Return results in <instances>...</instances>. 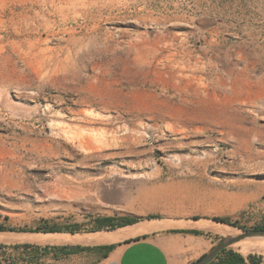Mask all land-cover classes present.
<instances>
[{
	"label": "rangeland",
	"instance_id": "rangeland-1",
	"mask_svg": "<svg viewBox=\"0 0 264 264\" xmlns=\"http://www.w3.org/2000/svg\"><path fill=\"white\" fill-rule=\"evenodd\" d=\"M170 172L264 180V0H0L4 227L111 229L123 175ZM65 246L0 244V264Z\"/></svg>",
	"mask_w": 264,
	"mask_h": 264
},
{
	"label": "crops",
	"instance_id": "crops-1",
	"mask_svg": "<svg viewBox=\"0 0 264 264\" xmlns=\"http://www.w3.org/2000/svg\"><path fill=\"white\" fill-rule=\"evenodd\" d=\"M123 177V181L132 182L123 184V194H112L102 202L116 207L117 212L123 213L119 216L139 220L113 229H95L78 234L88 242L75 246H112L105 256V249L91 250L56 258V263L192 264L223 240L240 234L238 227L219 224L213 218H225L232 222L249 207L255 213L264 214V180L217 182L207 172L149 174L145 177L150 181L148 183L143 182L146 181L143 174ZM97 216L109 215L102 212ZM6 221L9 217L0 214V225L4 226ZM32 235L28 232L0 231V244L23 245L29 243L25 238ZM225 250L238 253L245 260L249 255L255 256L260 264H264V237L246 238Z\"/></svg>",
	"mask_w": 264,
	"mask_h": 264
},
{
	"label": "trees",
	"instance_id": "trees-1",
	"mask_svg": "<svg viewBox=\"0 0 264 264\" xmlns=\"http://www.w3.org/2000/svg\"><path fill=\"white\" fill-rule=\"evenodd\" d=\"M149 219L153 218L152 216L148 217ZM139 220V218H123L121 219V223L114 225L113 221L114 219L112 218H105L102 220H97L98 222V228H102L105 226H108L109 228L113 229L116 227H121L123 225H128L131 223H135ZM213 221L217 223H223V224H228L232 225L234 227H238L240 229H245L244 227H239L237 225V222H231L228 219L225 218H213ZM252 230H264V223L262 225H257L251 228ZM0 231H16V232H30V233H61V232H67V233H75L78 231L77 228H71V227H63V228H57L54 226H48L45 221H43L41 224L34 228H6L4 226L0 225ZM17 248V247H15ZM27 248H30L29 246H24L23 249L26 250ZM103 256L106 255V253L112 249V246L105 247V248H88V247H79V246H65V247H56L53 249H43L41 251V255H47L51 253L53 257L58 258V257H66L69 255H74L82 252H88L91 250H104ZM31 255L35 257L40 251L38 250L37 247L31 248ZM247 261V262H246ZM259 259L256 258L255 256L249 255L246 260L239 255L238 253H234L233 251H228V250H222L213 261H211L209 264H260Z\"/></svg>",
	"mask_w": 264,
	"mask_h": 264
},
{
	"label": "water",
	"instance_id": "water-1",
	"mask_svg": "<svg viewBox=\"0 0 264 264\" xmlns=\"http://www.w3.org/2000/svg\"><path fill=\"white\" fill-rule=\"evenodd\" d=\"M219 224H222V223H219ZM238 230L240 231V234L238 236L223 240L217 246H215L211 252H209L208 254H205L204 256H202L200 259H198L192 264H209L211 261L215 259V257L222 250L226 249L228 246H230L231 244L237 241H241L243 239L255 237V236L264 237V230H245V229H240V228H238Z\"/></svg>",
	"mask_w": 264,
	"mask_h": 264
},
{
	"label": "bare ground",
	"instance_id": "bare-ground-1",
	"mask_svg": "<svg viewBox=\"0 0 264 264\" xmlns=\"http://www.w3.org/2000/svg\"><path fill=\"white\" fill-rule=\"evenodd\" d=\"M252 239L255 240L256 238L255 239L252 238ZM25 241L39 243V244H78V243L88 242L87 239H84V237H80L78 235H68V234L64 235V234H50V233L49 234L48 233L47 234H34L31 237H26ZM238 248L240 247L238 246Z\"/></svg>",
	"mask_w": 264,
	"mask_h": 264
}]
</instances>
